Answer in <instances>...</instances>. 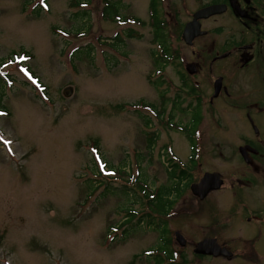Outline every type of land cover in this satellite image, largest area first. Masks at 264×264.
<instances>
[{
  "label": "rangeland",
  "instance_id": "obj_1",
  "mask_svg": "<svg viewBox=\"0 0 264 264\" xmlns=\"http://www.w3.org/2000/svg\"><path fill=\"white\" fill-rule=\"evenodd\" d=\"M191 1L159 0L161 44L151 0H0V264H170L161 253L173 231L243 238L233 214L208 219L190 192L173 220L150 210L151 195L178 187L172 174L190 165L186 128L196 172L220 159L216 117L204 106L195 127L187 112Z\"/></svg>",
  "mask_w": 264,
  "mask_h": 264
},
{
  "label": "flooded vegetation",
  "instance_id": "obj_2",
  "mask_svg": "<svg viewBox=\"0 0 264 264\" xmlns=\"http://www.w3.org/2000/svg\"><path fill=\"white\" fill-rule=\"evenodd\" d=\"M178 1L185 4L189 0ZM191 4L182 34L194 21L200 34L190 44L183 41L194 57L185 65L183 79L184 85L189 84L184 86L190 99L187 112L191 122L202 119L204 106L216 117L222 136L212 152L220 159L215 169L196 172V164L190 161V165L178 170L174 182L179 186L172 187L168 219L175 218L179 197L190 192L208 219L210 215L233 214L235 225H242L243 238L233 245L234 241L209 231L196 242L184 233L185 247L179 246L175 237L163 245L183 264L189 263L187 250H191V261L197 264H264V0H192ZM209 8L218 12L195 20L198 12ZM198 58L203 59V64L195 63ZM229 59V64L224 62ZM200 75L203 81L198 80ZM206 80L210 91L205 95ZM194 146L191 143V151ZM207 173L217 176L223 185L200 199L193 195L191 185L199 183ZM213 239L233 256L215 258L194 253L201 241ZM176 244L178 250L173 248Z\"/></svg>",
  "mask_w": 264,
  "mask_h": 264
},
{
  "label": "water",
  "instance_id": "obj_3",
  "mask_svg": "<svg viewBox=\"0 0 264 264\" xmlns=\"http://www.w3.org/2000/svg\"><path fill=\"white\" fill-rule=\"evenodd\" d=\"M216 11V8H209L203 11H200L196 14L195 20L202 18L203 16H209ZM206 13V14H205ZM195 23V21H194ZM190 24L185 29L183 33V39L186 40L188 44L192 42L199 34V26L197 24ZM64 95L66 97H70L73 93V89L67 88L64 90ZM215 175L213 174H206L202 181L199 184L192 185L191 189L195 196L199 197L200 199H204L210 191L218 190L223 185V182L218 180V177L214 178ZM176 240L180 243L182 247L186 245V239L180 234H176ZM195 254L197 255H209L214 257L220 256H228L232 257L233 254L226 251L225 249H221L220 246L217 244L216 240H205L198 244Z\"/></svg>",
  "mask_w": 264,
  "mask_h": 264
},
{
  "label": "trees",
  "instance_id": "obj_4",
  "mask_svg": "<svg viewBox=\"0 0 264 264\" xmlns=\"http://www.w3.org/2000/svg\"><path fill=\"white\" fill-rule=\"evenodd\" d=\"M158 0H151V4H150V9L152 12V20H153V26L155 27V39L158 43L164 44V22H160L159 20V13H158ZM115 6H107V9L105 11V15H107L108 10L109 9H115ZM134 22H139L138 19H132ZM133 35H129V37H132ZM114 40H117L119 43H121L122 41L119 39V37L114 38ZM164 57H168L167 52H163ZM153 144V142H151ZM172 194V189H164L162 188L161 190H159L156 195L153 196V194L151 195V200H150V210L153 214H159L161 216L166 217V215L169 212V206H170V196ZM149 195V196H150ZM151 220H149V223L151 225H156L155 224V219H153L152 216H149ZM164 222V221H163ZM159 227H161V225H159ZM162 228V227H161ZM167 233V225L166 222L164 223V228L162 230V234H166ZM166 253L168 252V247H164L163 249ZM169 258H171V254H169Z\"/></svg>",
  "mask_w": 264,
  "mask_h": 264
}]
</instances>
